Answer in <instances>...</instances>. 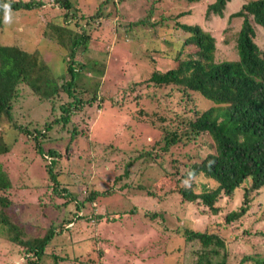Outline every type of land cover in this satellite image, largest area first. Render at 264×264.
Segmentation results:
<instances>
[{"label": "trees", "instance_id": "trees-1", "mask_svg": "<svg viewBox=\"0 0 264 264\" xmlns=\"http://www.w3.org/2000/svg\"><path fill=\"white\" fill-rule=\"evenodd\" d=\"M111 1H115L112 3L113 11L109 10L111 7L106 10ZM123 1L101 0L95 12L84 13L72 0H52L56 5V16L62 19L46 21L41 39L53 41L64 50V65L56 74L51 72L39 53L38 45L30 50L0 42V120H6L15 130L14 142L23 136L24 142L32 146V153L38 159L34 164L41 172V175L37 173L39 182L36 186L44 188L36 201L14 199L11 192L18 188L0 164V237L10 240L18 248L26 264H59L62 256L56 252L55 236L62 235L64 231L80 233L85 230L84 226L86 229L100 228L108 221L118 223L127 214L126 218L132 220L131 216L134 219L138 211H142L151 223L157 221L164 229L182 236V243L177 247L178 258L169 264H264V249L259 250L264 247L262 201L257 203L259 211L249 223L251 226L259 224L253 232L262 242L255 244L258 248L252 253L239 256L237 253L231 255L228 240L218 233L220 224H207L203 229H196L186 224L184 219L180 224L167 227L163 224L166 211L150 209L149 204L150 201L160 206L169 202L191 203L202 213L218 215V202L222 197L233 198L240 190L242 204L224 214V227L241 221L244 213L252 208L255 196L264 188V49L253 38L255 24L264 25V0H245L231 14V17H241L235 37L236 60L215 61L212 34L198 23L178 21L176 26L182 35L175 48H171L173 55L168 53V49L160 52L165 63L153 69L147 78L146 84L153 88L151 91L139 96L127 85H118L112 94L103 95L99 93L97 81L92 87L84 84L88 74L96 75L90 71L92 65L86 61L87 53L92 52L89 48V23H95L96 27L117 18L122 35L130 36L132 40L135 39L133 29L148 24L147 18H138L145 11L141 0H129V8L121 9ZM230 1L211 0L206 6L205 17H223ZM43 4L44 0H0V20L7 10H34ZM151 9L152 6L148 8L149 12ZM183 13L180 11L176 15ZM134 14H138L136 18H133ZM86 29H90L89 32ZM153 50L160 51L157 48ZM164 88L167 91L161 93ZM24 90L38 103L48 106L49 112L41 123L19 119L23 113L19 111L16 100ZM177 93L184 111L169 113L163 101H171ZM192 93H198L214 105L199 110L192 102ZM129 102L137 107L128 105ZM92 104L99 109H104L107 104L123 108L129 113L125 130L134 132L136 137L141 136L137 132L149 130L152 137L150 144L143 138L133 137L127 148L136 155L124 161L121 172L114 175L111 184L104 182V186H95L99 179L90 180L85 172L77 184L63 181L65 175L62 178L59 170L63 151L55 146H45L46 142L64 139L66 152L72 143L79 140L85 141L88 148L92 147L91 130L75 120L79 112ZM54 128L59 134L52 136L50 132ZM65 132L66 137L63 136ZM204 136L210 137V143L203 142L195 151L188 152L186 159L181 158L177 151L172 152L175 145L181 143L183 146ZM13 141L4 142L0 153L9 151ZM94 150L83 157L96 162ZM112 150L110 148L106 154ZM107 155L102 157L105 159ZM124 177L129 181L116 186ZM117 191L121 195H133V198L128 197L131 204L120 210L107 208V211H97L96 202ZM31 205L40 211L39 229L35 231H30L25 221L31 214ZM71 223L75 226L73 231L66 226ZM249 227L244 232L249 234ZM149 230L155 236L161 234L155 228ZM148 233L144 236L147 237ZM87 240L100 241L94 236L87 237ZM95 253L96 256H89L81 263L97 264L102 251L96 248Z\"/></svg>", "mask_w": 264, "mask_h": 264}, {"label": "rangeland", "instance_id": "rangeland-1", "mask_svg": "<svg viewBox=\"0 0 264 264\" xmlns=\"http://www.w3.org/2000/svg\"><path fill=\"white\" fill-rule=\"evenodd\" d=\"M72 1L81 7L84 13H92V11H96L97 4L101 0ZM141 1L145 11L143 10L144 13H141L138 18H147L148 24L133 29L132 33L135 37L133 40L130 36L125 37L122 35V27L118 28L120 22L117 18H112L113 16L110 21L102 25L98 24L96 27H94L95 23H89L91 26L89 48L92 52L87 53L86 61L92 65L90 71H93L96 75L88 74V80L85 83L83 81V83L90 87L98 84L100 94H112L118 85H127L135 95L139 96L151 91L153 88L146 84L147 78L153 69L165 63L160 52L163 53L162 50L168 49V53L173 55L174 51L171 48L173 46L175 48L178 38L182 35V31L176 26L178 21L198 23L203 30L212 34L215 39V61L236 60L238 57L235 37L236 30L241 23V17H231V14L245 0H231L227 4L223 17L212 15L211 18L205 17L206 6L211 0L197 2H187L186 0ZM113 2L115 1L107 4L106 10L111 7L109 10L113 11ZM128 6L129 0H124L121 9L129 8ZM150 6H152V9L149 12L148 8ZM180 11H184V13L180 16L176 15ZM56 13V5H53L52 0H44V4L39 9L7 10L2 16L3 20H0V42L30 50L35 49L38 45V51L40 50L39 53L47 61L51 72L53 74L60 72L64 65L63 48L53 41L46 40L45 42L41 39L42 29L46 21L49 19L57 21L62 19L61 16H56ZM137 15L134 14L133 18H136ZM90 21L92 22L93 19ZM152 22L155 24L152 25ZM69 26H72L70 22ZM254 29L255 35L253 38L264 49V25L255 24ZM89 30L86 29L87 32ZM156 48L160 51L153 50ZM170 60L172 61V58ZM101 72L102 76L97 77ZM96 81L97 83L94 84ZM154 91L159 94L158 89L155 88ZM164 91H167V88H164L161 93ZM178 94L171 101H163L168 106L169 113L178 112L180 114L184 111V107L179 105ZM202 98L198 93H192V102L198 106L199 110H205L214 105L207 102V99L203 98V100ZM16 104L20 107L19 111L23 113L19 117L21 121L28 122L32 120L33 123H41L49 112L48 106L45 103H38L36 98L30 97L27 90L22 91V95L18 97ZM128 105L133 106V108L137 107L131 102ZM185 113L192 114L189 111H185ZM128 119L129 113L123 108L107 104L104 109H99L95 104H92L79 112L75 118L81 126L91 130L89 138L93 142L92 147L88 148L85 141L79 140L75 144L72 143L71 148L66 152L64 151V139L46 142V147L55 146L63 151L59 160V170L62 173V178L65 175L66 179L63 178L62 180L66 182L74 181L77 184L80 182L79 177L85 172L91 177L90 180L96 177V179H99L95 182V186H104V182L111 184L114 175L121 172L122 163L136 155V152H132L127 148V145L132 144L133 137L135 139L143 138L149 144L152 141L149 130L137 132L141 135L140 137H136L134 132L132 134L126 131L125 126ZM14 133L15 130L9 125V122L1 119V149L4 148V142L13 141ZM50 134L55 136L59 134V131L54 128ZM63 136L66 137L67 133H63ZM210 141V137L205 138L204 136L202 139L190 141L183 146H180L181 143L175 145L172 152L177 151L181 158L186 159L188 152H193L203 142L210 143ZM96 142L102 143L103 148ZM11 144L13 145L9 147V151L3 154L0 153L1 167L9 172L16 186L15 188H18L11 192V196L19 201H36L37 197L42 195L44 191L43 187L36 186L39 182L37 177L39 167L34 164L38 161L37 156L32 153V146L24 142L23 136H19L17 142L13 141ZM94 148L93 154L97 155V159L93 163L90 158V161H87V158L83 156L92 154ZM110 148L113 150L107 155L106 153ZM105 155H107V158L104 159L102 156ZM39 175H41V172H39ZM22 181L24 182L22 183ZM124 181L128 182L129 178L124 177L116 186ZM128 197L133 198L134 196L131 194L121 195L118 191L115 194L107 195V197L96 202L97 211H107V208L120 210L131 204ZM241 199L240 190L235 193L233 198L222 197L221 201L218 202V205L220 203V213L218 215L202 213L199 209L193 207L191 203L169 202L160 206L150 201L149 204L150 209L166 211L163 224L167 227L180 224L184 222V219H186V224L196 229H203L207 224L215 226L220 224L218 233L228 240L232 249L231 255L237 253L239 256L252 253L258 248L255 244L262 242L258 240V236L253 232L259 224L251 226L249 223L259 211L257 205L259 200L264 203V188L262 187L261 193L259 192L255 196L252 208H249L250 212H245L241 221L223 227L225 225L224 214L232 208L238 209L242 204ZM34 207V205H31V214L25 218L28 223L26 226L30 231L39 229L40 211ZM126 216L129 215L123 216V220L121 218L118 223L108 221L100 228L86 229V226H84L85 230L80 233L69 234L64 231L62 235L55 236L53 243H57L56 252L62 256L59 258V264H85L81 262L89 256H96V248H100L102 251L97 264H169L170 261L173 262L174 259L178 258L177 247L182 243V236L178 232L164 229L157 221L151 223L142 211H138L134 219L131 216L132 220L126 218ZM113 224L116 227L113 228ZM66 226L71 231L75 228L72 223ZM248 226H250L251 234L244 232V229ZM151 228L160 230V238L150 232L149 229ZM148 231L147 237L144 236ZM167 235L170 237L167 238ZM89 236L98 237L100 241L96 243L95 240H87ZM157 236L158 242L156 241ZM153 240L156 241V244L153 243ZM94 244L96 246H93ZM260 249L263 250L264 247ZM189 255L190 253H188ZM165 256L167 257L165 258ZM141 259H144V261L140 262ZM133 261L134 263H132ZM0 264H26L18 248L4 237H0ZM42 264H46V262Z\"/></svg>", "mask_w": 264, "mask_h": 264}]
</instances>
